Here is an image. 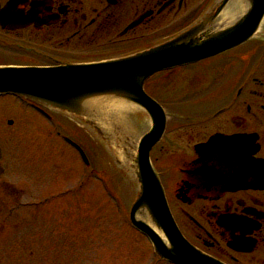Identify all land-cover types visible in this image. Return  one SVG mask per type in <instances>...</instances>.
Listing matches in <instances>:
<instances>
[{
    "label": "flooded vegetation",
    "instance_id": "af4514ba",
    "mask_svg": "<svg viewBox=\"0 0 264 264\" xmlns=\"http://www.w3.org/2000/svg\"><path fill=\"white\" fill-rule=\"evenodd\" d=\"M220 2L0 0V65L48 66L135 52L201 22ZM250 2L228 0L206 28L235 21ZM224 16L229 19L221 22ZM162 73L154 81L165 83L166 94L179 102H162L149 90L151 81L145 83L166 119L149 157L178 229L224 264H264V14L244 42ZM66 137L60 139L75 148ZM7 186L0 179V188Z\"/></svg>",
    "mask_w": 264,
    "mask_h": 264
},
{
    "label": "water",
    "instance_id": "95a60500",
    "mask_svg": "<svg viewBox=\"0 0 264 264\" xmlns=\"http://www.w3.org/2000/svg\"><path fill=\"white\" fill-rule=\"evenodd\" d=\"M227 1L221 0L214 13L175 37L126 57L56 67H0V93L22 95L50 108L89 117L88 120L96 127L98 121L90 120V117H97V104L106 101L112 103L114 100L118 104H128L130 107L124 109V116L132 122L134 119L144 118L140 108L149 115L151 128L138 140L135 156L129 158L132 161L130 167L138 183V193L130 208L129 218L131 224L151 240L159 257L173 263L221 264L191 246L179 233L170 216L162 187L148 159L150 146L163 131L164 112L160 105L143 91V84L156 72L197 62L248 39L262 18L264 0H251L250 9L223 28L214 31L207 29L208 22L221 11ZM226 17L224 16L223 20ZM114 101L112 104H115ZM74 121L80 129L77 128L76 133L70 132L71 129L67 127L66 133L72 139L76 137V141H83L90 165L105 187L107 184L110 190L119 192L124 186L123 201L126 204L133 191L132 182L124 170L123 151L118 152L120 157L112 158L106 153L101 137L94 129H89L81 119L74 118ZM102 122L105 123L104 126L98 125L97 128L105 136L104 129H110L112 125L106 122L105 118ZM142 125L141 129L138 130L137 126L134 130L141 132L146 122ZM80 130H86L84 135H87L90 141L84 142ZM113 137L116 138L117 133H114ZM113 195L112 192L114 199ZM121 209L124 210L123 207ZM160 234L168 239V245L161 239Z\"/></svg>",
    "mask_w": 264,
    "mask_h": 264
},
{
    "label": "rangeland",
    "instance_id": "374dc122",
    "mask_svg": "<svg viewBox=\"0 0 264 264\" xmlns=\"http://www.w3.org/2000/svg\"><path fill=\"white\" fill-rule=\"evenodd\" d=\"M161 74L149 79V90L164 103L179 102L166 94L165 83L154 81ZM10 118L13 126L6 122ZM49 121L11 96L0 98L7 166L2 180L13 186L0 189V264H151L148 241L123 219L91 165L85 171L79 154L58 139ZM56 126L67 135L66 124ZM63 188L76 192H56ZM39 198L41 208L30 207Z\"/></svg>",
    "mask_w": 264,
    "mask_h": 264
}]
</instances>
